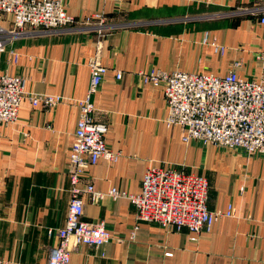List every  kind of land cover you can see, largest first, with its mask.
I'll return each mask as SVG.
<instances>
[{
  "label": "crops",
  "instance_id": "crops-1",
  "mask_svg": "<svg viewBox=\"0 0 264 264\" xmlns=\"http://www.w3.org/2000/svg\"><path fill=\"white\" fill-rule=\"evenodd\" d=\"M60 1L78 23L100 15L114 29L20 36L0 56V74L23 77L28 93L83 99L88 61L98 55L107 72L92 99L94 120L108 127L107 146L121 157L116 163L101 158L81 183L103 194L138 195L147 167L171 168L207 180L209 211L230 209L196 237L138 223L128 199L86 195L83 220L103 223L111 240L97 250L73 248L69 264H264V158L184 143L181 128L165 123L162 86L140 77L151 70L223 76L239 63V77L264 81L256 60L264 0ZM0 21L11 26L6 17ZM78 117L69 103L33 107L24 99L16 123L0 126L1 262L47 264L67 216Z\"/></svg>",
  "mask_w": 264,
  "mask_h": 264
},
{
  "label": "built area",
  "instance_id": "built-area-1",
  "mask_svg": "<svg viewBox=\"0 0 264 264\" xmlns=\"http://www.w3.org/2000/svg\"><path fill=\"white\" fill-rule=\"evenodd\" d=\"M6 17L10 27L0 21V56L20 36L60 33L67 30L95 28L100 33L114 29L103 16L96 15L78 23L67 14L60 0H0V18ZM264 26V13L260 17ZM216 52H222L217 47ZM16 62L17 57L11 52ZM257 62L264 69V38ZM89 85L83 99H67L58 95L34 94L26 91V80L9 73L0 74V126L14 125L20 105L27 99L33 107L53 108L63 103L75 106L79 117L68 156L70 199L64 227L55 232L57 244L48 255L47 264H69L73 248L85 246L94 250L111 240L103 223L83 220L84 196L102 200L128 199L135 207L136 221L156 224L166 230L187 231L200 236L209 230L220 216L207 208L208 182L205 178L150 165L141 180V192L127 195L112 189L107 194L95 192L90 184H82L85 172L97 165L101 158L116 163L121 154L111 151L105 135L108 127L94 120L93 97L101 86L107 69L98 55L88 61ZM234 63L223 76L180 71L151 70L141 73L144 84H159L167 108L165 123L183 131L182 141L196 142L203 147L242 151L247 157L264 158V81L255 82L238 76ZM116 72L117 80L122 78ZM52 232H49V236ZM193 241L196 238H192ZM166 253V256H170ZM0 264H7L0 261Z\"/></svg>",
  "mask_w": 264,
  "mask_h": 264
},
{
  "label": "rangeland",
  "instance_id": "rangeland-1",
  "mask_svg": "<svg viewBox=\"0 0 264 264\" xmlns=\"http://www.w3.org/2000/svg\"><path fill=\"white\" fill-rule=\"evenodd\" d=\"M105 23H107V21H105Z\"/></svg>",
  "mask_w": 264,
  "mask_h": 264
}]
</instances>
